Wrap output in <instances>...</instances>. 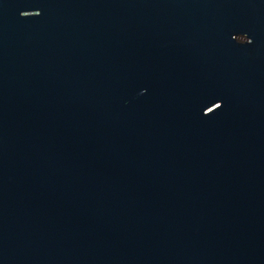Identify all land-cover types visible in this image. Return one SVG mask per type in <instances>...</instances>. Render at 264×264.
Returning <instances> with one entry per match:
<instances>
[{
    "label": "water",
    "instance_id": "water-1",
    "mask_svg": "<svg viewBox=\"0 0 264 264\" xmlns=\"http://www.w3.org/2000/svg\"><path fill=\"white\" fill-rule=\"evenodd\" d=\"M0 264H264V0H0Z\"/></svg>",
    "mask_w": 264,
    "mask_h": 264
}]
</instances>
